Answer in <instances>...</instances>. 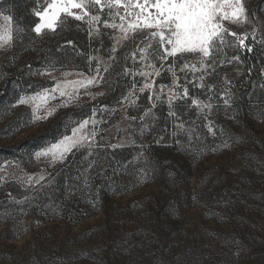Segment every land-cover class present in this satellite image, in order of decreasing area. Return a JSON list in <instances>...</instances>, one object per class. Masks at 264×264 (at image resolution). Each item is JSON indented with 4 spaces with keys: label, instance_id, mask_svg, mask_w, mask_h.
<instances>
[{
    "label": "rangeland",
    "instance_id": "rangeland-1",
    "mask_svg": "<svg viewBox=\"0 0 264 264\" xmlns=\"http://www.w3.org/2000/svg\"><path fill=\"white\" fill-rule=\"evenodd\" d=\"M253 2L239 0V22L223 21L225 42L210 59L177 54L161 64L144 58L154 53L142 43L143 34L133 38L120 28L135 19L124 7L136 11L134 0L113 2L111 10L101 0L102 12L84 0L83 10L70 8L74 15L60 20L81 15L94 31L103 21L114 31L112 47L95 55L87 71H43L33 93L24 86V55L13 49L12 18L0 12V91L7 79L21 81L0 103V146L70 125L69 134L46 147L0 160V190L23 194L9 204L0 193V264H264V67L249 127L231 113L218 114L234 86L230 78L239 74L240 52L260 45L264 53V6L254 14ZM123 48L130 83L120 101L108 104L105 75ZM146 72L152 75L141 74ZM85 147H133L129 190L109 211L100 207L77 225L64 218L40 221L24 191L31 197Z\"/></svg>",
    "mask_w": 264,
    "mask_h": 264
},
{
    "label": "trees",
    "instance_id": "trees-1",
    "mask_svg": "<svg viewBox=\"0 0 264 264\" xmlns=\"http://www.w3.org/2000/svg\"><path fill=\"white\" fill-rule=\"evenodd\" d=\"M263 6L264 0H254L252 12H260ZM36 10L38 0H0V12L9 15L14 25L13 49L16 54L24 55L22 74L28 93L37 90L36 79L40 78L43 71H87L95 61L93 57L113 45L114 31L104 27L103 21L98 31H94L88 22L65 16L57 23L55 31L47 29L37 34L33 30L35 24L39 23L34 14ZM124 50L118 52V58L105 75L108 104L120 101L126 95L130 83V73L126 69L129 62L126 55H123ZM237 65L239 74H233L234 77L230 78L234 86L230 88L226 99L221 101L218 114L231 113L245 127H249L248 117L252 110L253 96L260 91L263 77L264 53L260 45L241 51ZM20 85L18 76L7 79L0 91V103L8 100ZM90 113V110L81 111L75 115V120L80 121ZM69 132L70 125L64 127L60 123L13 147L0 146V160L15 158L20 150L32 153L42 149ZM148 154L153 159L157 158L155 151ZM135 158L133 147H85L74 150L65 163L38 186L31 197L24 191L25 202H31L30 206L35 208L40 221L64 218L68 223L77 225L93 216L100 207L109 211L115 200L125 195L134 179L131 168ZM0 193L9 204L12 203L11 198L23 197V194L13 193L8 188H3Z\"/></svg>",
    "mask_w": 264,
    "mask_h": 264
},
{
    "label": "snow or ice",
    "instance_id": "snow-or-ice-1",
    "mask_svg": "<svg viewBox=\"0 0 264 264\" xmlns=\"http://www.w3.org/2000/svg\"><path fill=\"white\" fill-rule=\"evenodd\" d=\"M89 2L98 5V10L101 12L105 7L101 0H89ZM113 2L118 6L122 5V0H108L109 10ZM132 6L136 11H127L128 6L124 5L126 15L133 16L135 19L128 21L127 29L123 24L120 28L125 33L131 31L133 38L143 34L142 43L146 42L147 51L154 53L153 56L144 58L158 59L161 64L169 57H177V54L197 55L201 58V63L204 62V58L210 59L219 45L225 42L224 32L227 30L223 27V21L239 22L244 12L239 5V0H235L234 4L231 0H143V2L134 0ZM70 8L83 10L84 0H79V2L78 0H51V2L38 0V10L34 14L40 22L35 24L33 30L37 34H40L42 29L55 31L61 14L74 15ZM228 9H232L231 12ZM87 14L85 11L84 15ZM116 14H119L118 8ZM75 18L79 20L83 17L76 15ZM5 19L10 20L11 18L6 17ZM99 19V16H92L94 21ZM120 19L124 21L125 16H120ZM112 27L115 28L117 25L113 24ZM228 34L236 35L231 32ZM144 51L142 50V57ZM149 66L155 68V65ZM183 67L187 68L189 65L185 64ZM190 67L195 70L196 65L192 64ZM141 74L152 75L151 72ZM155 75L158 76L159 72L157 71ZM184 95L187 96V88L184 89ZM86 123L85 121L84 124ZM41 154L46 153H37L38 156Z\"/></svg>",
    "mask_w": 264,
    "mask_h": 264
}]
</instances>
